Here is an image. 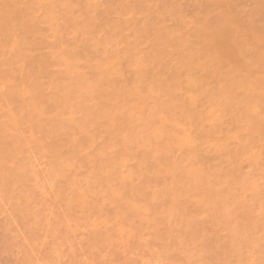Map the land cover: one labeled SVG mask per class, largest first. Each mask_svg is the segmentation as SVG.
<instances>
[{
  "label": "rangeland",
  "instance_id": "rangeland-1",
  "mask_svg": "<svg viewBox=\"0 0 264 264\" xmlns=\"http://www.w3.org/2000/svg\"><path fill=\"white\" fill-rule=\"evenodd\" d=\"M0 264H264V0H0Z\"/></svg>",
  "mask_w": 264,
  "mask_h": 264
},
{
  "label": "bare ground",
  "instance_id": "bare-ground-1",
  "mask_svg": "<svg viewBox=\"0 0 264 264\" xmlns=\"http://www.w3.org/2000/svg\"><path fill=\"white\" fill-rule=\"evenodd\" d=\"M172 97V96H171ZM174 97V96H173ZM259 98V97H258ZM253 99V98H252ZM176 100V99H175ZM256 100V99H255ZM260 100L262 101L263 99L260 98Z\"/></svg>",
  "mask_w": 264,
  "mask_h": 264
}]
</instances>
